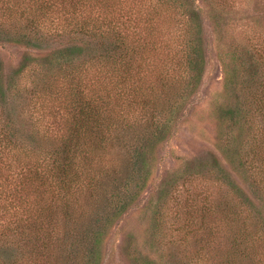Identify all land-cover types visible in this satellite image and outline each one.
<instances>
[{
	"label": "trees",
	"instance_id": "1",
	"mask_svg": "<svg viewBox=\"0 0 264 264\" xmlns=\"http://www.w3.org/2000/svg\"><path fill=\"white\" fill-rule=\"evenodd\" d=\"M204 18L226 49L217 52L227 95L217 115L221 159L211 157L214 179L233 198L214 207L194 201L203 232L193 239L203 241L208 264H264V236L252 227L264 221V0H0V46L14 41L25 48L11 70L0 53V264L46 261L44 241L55 225L67 240L76 234L62 228L70 204L99 187L105 151L120 144L121 133H132L123 146L126 173L141 188L139 147L168 128L203 79ZM238 19H248L256 33H233ZM171 60L182 72L175 84ZM31 61L42 69L23 86ZM156 114L168 124L162 129L157 117L150 130ZM251 195L259 205L250 220ZM101 234L96 228L92 244ZM250 240L258 246L253 257L245 250Z\"/></svg>",
	"mask_w": 264,
	"mask_h": 264
},
{
	"label": "rangeland",
	"instance_id": "2",
	"mask_svg": "<svg viewBox=\"0 0 264 264\" xmlns=\"http://www.w3.org/2000/svg\"><path fill=\"white\" fill-rule=\"evenodd\" d=\"M247 21L232 20L235 29L233 33H256ZM219 39L220 34L213 32L208 20L204 18L206 67L203 79L197 89L190 90L181 107L174 112L175 119L171 120V127L167 126L157 137L159 139L150 137L144 147L140 149L138 146L144 158L142 176H145V182L141 188L134 187V182L126 173H129V164L123 146L132 133H121L120 144L105 151L104 167L101 168L105 170V175L101 172L99 187L91 197L81 200L79 195L71 202V216L64 221L65 225L62 226V219L59 221L62 228L67 225V229L74 230H70V233L76 234L67 240L58 233L57 225L52 227L51 238L44 241L46 252L43 260L46 261L40 264H208L205 261L208 255L199 244L203 241L196 243L193 239L194 232H203L200 225L201 212L194 213L192 209L194 201L201 205L203 198L208 207H214L217 199H222L227 191L226 184L219 188L214 179L217 169L211 157L215 155L221 159V125L217 115L219 106L227 100L223 88L224 69L217 56V52L226 49ZM24 50L21 43L14 41L0 46L6 69L11 70L20 65ZM30 53L37 58L42 56L35 50ZM171 64L168 74L173 77L175 84L182 72L175 60H171ZM41 69L35 62H29L25 66L22 85L30 84L29 75L39 73ZM140 93L147 96L148 89L140 88ZM157 117L165 118L161 119L159 127L168 124L166 115L156 114L154 118L150 117V130L156 128L160 120ZM134 150L132 148L128 151L132 153ZM235 181L247 192L245 181L239 178ZM227 195L224 200L230 201L233 195L230 192ZM249 200L252 204L249 202L246 210L251 220L256 217L252 214L259 201L252 195ZM125 201V207L118 212V205ZM255 222L252 227L264 236V221ZM96 228H101L102 234L97 243L92 244V234ZM81 243H84L82 247ZM91 245L95 247L92 258L90 255L87 257ZM257 247L250 240L245 248L249 257L256 256Z\"/></svg>",
	"mask_w": 264,
	"mask_h": 264
}]
</instances>
